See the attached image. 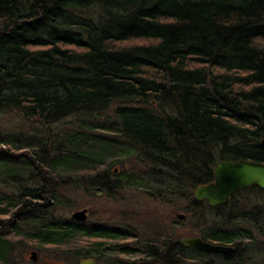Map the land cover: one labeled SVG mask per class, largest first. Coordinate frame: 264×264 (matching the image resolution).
<instances>
[{
  "label": "trees",
  "instance_id": "16d2710c",
  "mask_svg": "<svg viewBox=\"0 0 264 264\" xmlns=\"http://www.w3.org/2000/svg\"><path fill=\"white\" fill-rule=\"evenodd\" d=\"M7 112L22 122L6 127ZM263 138L264 0H0V264L30 243L75 261L126 254L125 229L61 216L71 191L123 188L190 192L188 213L216 217L196 236L233 249L166 239L159 264H255L264 202L224 216L193 191L219 161L264 164ZM132 159L155 173L129 175ZM251 192L264 199L253 187L228 204Z\"/></svg>",
  "mask_w": 264,
  "mask_h": 264
},
{
  "label": "rangeland",
  "instance_id": "374dc122",
  "mask_svg": "<svg viewBox=\"0 0 264 264\" xmlns=\"http://www.w3.org/2000/svg\"><path fill=\"white\" fill-rule=\"evenodd\" d=\"M1 119L6 127H10L7 125H13L15 122L21 123L23 120L9 112L5 113ZM123 168L126 173L140 178L141 181L146 180L145 176L151 178L155 173L151 170L149 172L141 162L133 159L129 160ZM160 195L163 197L159 198V194H146L135 188H123L116 194L115 199L111 200L104 196L92 197L81 191H71L70 208H64L61 216L70 219L75 211L86 209L88 225H104L103 227H110L111 230L119 227L127 229L124 231L126 240H118L121 244L128 243L124 246H136L141 242H155L161 245L166 239L175 241L183 237L196 236L200 231L204 232V229L209 228L207 226L210 218L216 219L212 212L204 208L192 214L188 213L187 210L192 203L189 199L190 192L178 190L174 193H160ZM258 195L257 192H251L238 196L236 200L224 207L223 215L247 211L251 206L263 203L264 199ZM179 214L184 216L183 220L177 218ZM95 242L99 241L95 240ZM32 244L17 249L15 264H79V260L75 261L68 256H58L48 250H37ZM31 252L37 253L36 262L29 260ZM260 257L264 259V255ZM261 258L254 259V263L260 264ZM212 259L215 264H222L220 258Z\"/></svg>",
  "mask_w": 264,
  "mask_h": 264
},
{
  "label": "water",
  "instance_id": "95a60500",
  "mask_svg": "<svg viewBox=\"0 0 264 264\" xmlns=\"http://www.w3.org/2000/svg\"><path fill=\"white\" fill-rule=\"evenodd\" d=\"M259 146L264 151V138L260 140ZM253 187L264 190V164L244 160L222 161L213 168V180L196 187L193 196L196 201L206 202L215 208L228 204L231 197ZM177 218L183 220L184 216L179 214ZM70 219L85 222L87 210L75 211ZM180 244L203 254H227L233 250L231 247L211 244L198 236L184 237ZM29 260L36 262L37 253L31 252ZM81 263L95 264L89 259Z\"/></svg>",
  "mask_w": 264,
  "mask_h": 264
},
{
  "label": "flooded vegetation",
  "instance_id": "af4514ba",
  "mask_svg": "<svg viewBox=\"0 0 264 264\" xmlns=\"http://www.w3.org/2000/svg\"><path fill=\"white\" fill-rule=\"evenodd\" d=\"M156 179L158 181V186H159V174H157ZM80 223H83V222H80ZM119 228L125 229L122 227H119ZM116 229H118V228H116ZM125 230H127V229H125ZM112 231H115V229ZM137 238L139 239V237H137ZM127 244L128 243H125V245H127ZM148 244L151 246H148ZM158 247H159L158 244L155 242H153V243L141 242L139 245H136V246H122L123 249L128 250V252L126 254L118 253L117 255H113L111 253H105V254H107V255L104 254L105 256L102 255V252L105 249L109 250V247H107V248L102 247V249L100 247H97V248H93V250H96V249L100 250L99 252H97L100 254H98L97 256H89L87 258H80L79 264H82L81 263L82 261L88 260V259L92 260L95 264H159V248ZM113 248L114 249H117V248L120 249V247H115V246ZM180 250H178V248L172 249V251L174 253H177ZM148 253H154L157 255L156 262L149 263V260H148L149 258L147 257ZM181 264H183V263H181Z\"/></svg>",
  "mask_w": 264,
  "mask_h": 264
},
{
  "label": "bare ground",
  "instance_id": "6f19581e",
  "mask_svg": "<svg viewBox=\"0 0 264 264\" xmlns=\"http://www.w3.org/2000/svg\"><path fill=\"white\" fill-rule=\"evenodd\" d=\"M222 161H227V160H222ZM222 161H219V162H222ZM219 162H217V163H219ZM217 163H216V164H217ZM261 164H263V163H261Z\"/></svg>",
  "mask_w": 264,
  "mask_h": 264
}]
</instances>
